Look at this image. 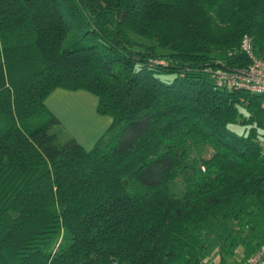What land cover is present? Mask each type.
<instances>
[{"label": "trees", "instance_id": "obj_1", "mask_svg": "<svg viewBox=\"0 0 264 264\" xmlns=\"http://www.w3.org/2000/svg\"><path fill=\"white\" fill-rule=\"evenodd\" d=\"M244 32L264 56V0H0V264H237L263 243V93L207 70L247 63ZM59 85L110 115L91 147L45 104Z\"/></svg>", "mask_w": 264, "mask_h": 264}, {"label": "built area", "instance_id": "obj_2", "mask_svg": "<svg viewBox=\"0 0 264 264\" xmlns=\"http://www.w3.org/2000/svg\"><path fill=\"white\" fill-rule=\"evenodd\" d=\"M252 41V36L248 32L242 33L239 48L245 52L247 63L236 64L233 67L210 65L207 70L211 71L217 85L251 89L263 93L264 99V56L256 53L252 47ZM211 264L222 263L213 262ZM237 264H264V242L255 247Z\"/></svg>", "mask_w": 264, "mask_h": 264}, {"label": "crops", "instance_id": "obj_3", "mask_svg": "<svg viewBox=\"0 0 264 264\" xmlns=\"http://www.w3.org/2000/svg\"><path fill=\"white\" fill-rule=\"evenodd\" d=\"M88 92H91V91L87 90L86 88L68 89V88H64L61 85H59V86L54 87L51 91H49V93H47V96L44 99V102L46 105H48V108H50L52 110V112H54L59 117V119H61V115L59 116V113H58V111L60 110L58 105L64 109L67 108L70 110H73V108L74 109L77 108V106H80L84 109L85 107L88 108V106H86L87 105L86 101H87V98L91 97L90 98L91 102H92L91 104L93 106H96L97 95L93 92H91L92 94L88 93ZM96 107H94V110H93L94 118H96L98 122L99 121H102V122L98 126H95L93 128H92V126L94 124H86V126L83 127V129L85 131H88V133H90L91 130L93 131L92 132L93 135H95L97 133L93 137L92 141L87 140L88 144H92L94 142V140L97 138V136L102 133V130H104V128L106 127L108 122H110V120H111L109 114L99 113V111H97ZM87 110H89V108ZM64 117H66V116H64ZM72 117H74V115ZM89 117H93V116H89ZM77 119H78L77 121L80 122V125H81L82 120H85L86 117L85 116H78ZM99 127H100V129H99ZM232 264H235V263L233 262Z\"/></svg>", "mask_w": 264, "mask_h": 264}, {"label": "rangeland", "instance_id": "obj_4", "mask_svg": "<svg viewBox=\"0 0 264 264\" xmlns=\"http://www.w3.org/2000/svg\"><path fill=\"white\" fill-rule=\"evenodd\" d=\"M88 93H91V92H88ZM92 94V93H91ZM91 98V97H90ZM90 98H87V101H86V106H88V108H89V110H87L88 108L87 107H85L84 109L82 108V107H80V106H77V108H73V110H70V109H64V108H62V107H60L59 105H58V107H59V111H58V113H59V116L61 115V121H62V125H63V127H64V129L65 130H67L68 132H70V133H72L74 136H75V138L79 141V142H82L81 144H84V146H88V147H91L93 144H88V141H92V139H93V137L97 134H95V135H93V131L91 130V132L90 133H88V131H85L84 129H83V127H85L86 126V124H94L93 126H92V128L93 127H95V126H98L102 121H97V119L96 118H94V114H93V110H94V107H96V106H93L91 103V99ZM96 111V110H95ZM97 113V112H96ZM99 113H101V112H99ZM74 115V117H72ZM64 116H66V117H64ZM78 116H85L86 117V119L85 120H82V123H81V125H80V122H78L77 120V118H78ZM88 116V117H87ZM89 116H93V117H89ZM235 129H239V131L240 130H243V128H244V126L243 125H241V124H239V123H230ZM104 127V126H103ZM91 128V129H92ZM99 129H100V127H99ZM99 131V130H98ZM102 132H103V130H102ZM88 140V141H87ZM209 148V147H208ZM205 154L206 155H209L210 154V152L207 150L206 152H205ZM237 250L239 251V247H237ZM237 251V252H238ZM214 255L213 254H211L210 255V257H209V260H210V262H214L215 261V259H214ZM229 259V258H228ZM215 262H217V261H215Z\"/></svg>", "mask_w": 264, "mask_h": 264}]
</instances>
